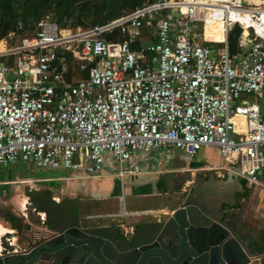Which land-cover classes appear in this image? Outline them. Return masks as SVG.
Returning <instances> with one entry per match:
<instances>
[{
  "label": "built area",
  "instance_id": "1",
  "mask_svg": "<svg viewBox=\"0 0 264 264\" xmlns=\"http://www.w3.org/2000/svg\"><path fill=\"white\" fill-rule=\"evenodd\" d=\"M260 1L143 0L128 13L77 31L49 15L19 20L0 41V166L21 161L39 171L83 175L114 170L124 178L173 171L177 166L170 163L182 154L198 170L259 183ZM208 17L221 20L222 41L206 37ZM237 26L233 51L228 38ZM214 147L218 163L208 157ZM38 213L46 226L47 213Z\"/></svg>",
  "mask_w": 264,
  "mask_h": 264
},
{
  "label": "water",
  "instance_id": "2",
  "mask_svg": "<svg viewBox=\"0 0 264 264\" xmlns=\"http://www.w3.org/2000/svg\"><path fill=\"white\" fill-rule=\"evenodd\" d=\"M169 172L162 180L174 175ZM194 182L168 217L123 232L119 225L84 221L77 197L59 201L50 188L36 190L33 201L47 213V228L36 237L24 233L32 229L22 228L21 248L0 254V264H264V234L249 251L224 218V207L234 206L237 193L246 191L243 180L231 172L221 178L195 172Z\"/></svg>",
  "mask_w": 264,
  "mask_h": 264
},
{
  "label": "crops",
  "instance_id": "3",
  "mask_svg": "<svg viewBox=\"0 0 264 264\" xmlns=\"http://www.w3.org/2000/svg\"><path fill=\"white\" fill-rule=\"evenodd\" d=\"M18 163L19 162H17L12 167L0 166V179H3L7 184L17 182L12 181L13 178H16L14 172L17 168H19L20 166H23L22 168H24L25 165L27 169L32 168L27 163ZM213 163H218V161H213ZM171 164L172 163H170L171 167H177L173 168V171L168 170V172L170 171L169 173L188 170L190 167L193 170L192 174L202 171L201 169H195L197 164H191L193 167L189 164L187 165V167H180L178 163L172 165ZM7 168H9L10 171ZM11 170H13L12 174ZM23 172L24 173L21 175V178H19L20 180L18 179V182L24 181L21 179H25V182H27L28 179L35 178V176L27 174L24 170ZM166 173L167 172H164L163 170L160 171L159 169H154L150 171H144L139 174L130 173L124 178H121L116 173V171L105 170L99 175H83L81 172L70 174L66 172L63 176H40L43 183L47 182L51 187L55 186L61 189V195H66L67 192H70L72 197H77L78 212L80 213L84 221L100 225H119L120 227L122 226L121 231L123 232L126 230L133 231V229H135V226L140 223L154 222L160 220V218H166L172 213L174 209L180 206V203L183 201V199L182 201H179L180 194H183L182 191L187 190V187L190 185L187 184L182 189L178 187L173 189L171 179L174 175L171 178L162 180L163 175H165ZM192 178L194 179V175ZM3 180L0 181L1 184H4L2 182ZM60 180H66L64 186L61 185ZM190 182L194 184V182ZM1 187L4 188V186ZM245 188L247 190V192L245 191L246 194L245 192L237 193L238 200L237 203L234 204V206L231 207L226 205L224 207L226 213L225 221L228 222L236 232L240 233L243 236L247 249L249 251H254L256 244H261L260 237L264 234V172L259 183L252 186L246 185ZM145 194L146 196L143 197L154 198L153 196H157V200L154 199L151 201L153 206L136 208V205H138L139 201L138 195ZM125 196L129 197V204L133 207V209H126V213L114 212L112 209H110L117 201H125ZM63 197L60 198V195H57V197L54 196V198L59 201L64 199ZM98 200H101L103 202L105 207L104 209H106V211L103 213H95L94 211H92L96 206V201ZM105 201H107V203H105ZM19 203V199H16L14 204L17 208L18 206H21ZM21 203L23 204L24 202L22 201ZM121 213L127 215L128 217H121ZM25 215L27 216V213H25ZM91 215L104 216L100 219H94V217ZM89 216L91 217L90 219ZM25 222L28 223L27 227L32 229V232L24 231L27 236L36 237L40 234L39 232L41 231V229L47 228L46 226L35 222L34 220L31 221L28 216L27 219H25ZM0 227L5 230L0 234V239L5 237L7 233L14 230L13 224H11L8 220H5V223L0 222ZM15 227H17V229H20L19 231H21V228H18V225ZM22 227L27 228L26 226ZM19 231L17 235L12 238L15 239V241L12 242V245L10 246L9 244H4V242L0 240V250L2 255H4V253L12 251L13 249L19 250L21 248V245H19V241L23 238H21ZM25 242L27 243V241Z\"/></svg>",
  "mask_w": 264,
  "mask_h": 264
},
{
  "label": "rangeland",
  "instance_id": "4",
  "mask_svg": "<svg viewBox=\"0 0 264 264\" xmlns=\"http://www.w3.org/2000/svg\"><path fill=\"white\" fill-rule=\"evenodd\" d=\"M41 0H15L12 3V7L8 10H6L7 7L0 5V41H2L11 31L16 19L18 18H30L37 16H51L53 17L58 24L62 28L70 29L72 31H77L79 28H87L95 24H102L106 23L110 20H112L115 17H118L120 15H123L125 13H128L132 11L136 5V0H47L48 2L42 6L35 8V5H38ZM35 8L36 11H33L31 8ZM10 23V29L6 33H4V24ZM216 27L220 28L221 25H219V22L217 21L215 23ZM197 30L202 29V22H198L195 26ZM220 30V29H219ZM222 32L219 35H216L215 37H221ZM218 41H221V39H218ZM12 43H15L14 41ZM77 65L75 64V67ZM73 77L75 79L80 77V74L78 70L74 73ZM204 155V154H203ZM178 158L174 159V162L179 163L180 167H187L189 164L184 158L182 157V154L177 156ZM208 157L213 161H219L220 158L217 154V148H213L211 154L208 155ZM196 163V161H194ZM23 163V162H19ZM18 163V164H19ZM195 163H190L195 164ZM192 166V165H191ZM23 166H20L17 168L14 172V175H16V178H13L12 181H17L14 183H6L3 180L2 182L4 184L0 183V222L5 223V220L9 221L11 224H13V231L9 232L5 235V237L1 238L4 242V244H9L11 242H14L15 239H12L14 236L17 235L18 228H20V225L22 226H28V223L25 222V219H27V216L31 221L39 222L41 221L39 218H37L33 212L32 206L27 203V201L31 202L32 199L29 196V190L32 186H34L35 189H45L50 188L53 192V196L60 195V198L65 199L67 196L72 197L70 192H67L66 195L62 194V190L57 187H51L49 184L43 183L40 175H50V176H63V172H58L57 170H49V171H38L35 170V168H26V165L24 168ZM193 167V166H192ZM1 169V168H0ZM4 169V168H2ZM9 171L10 169L7 168ZM197 169V168H196ZM23 170L31 175L35 176V178L28 179L27 182H25V179L23 182H18V179L21 178V175L24 173ZM193 170L191 167L188 170L179 171L173 173L174 176L172 177V185L174 188H183L187 184L190 185L187 187V190L192 188L194 179L192 178L194 174H192ZM195 172V171H194ZM13 173V170H11V174ZM39 175V176H38ZM1 178V177H0ZM20 180V179H19ZM61 185L64 186L66 183V180H60ZM189 181V182H188ZM190 183V184H189ZM7 184V185H5ZM192 184V185H191ZM1 186H4L1 187ZM3 188V189H1ZM187 190H183V194H180L179 201H182V197L184 193L187 192ZM145 195H138V205H136V208H142V207H148L153 206L151 201L157 200V196H153L154 198L150 197H143ZM16 199H19L20 205L18 208L14 204ZM24 202L23 204L21 202ZM96 206L93 208L92 211L95 213H103L106 211L104 209V204L101 200L96 201ZM107 203V201H105ZM246 203V202H245ZM26 207H29L28 209ZM102 207V208H101ZM99 208V209H98ZM101 208V209H100ZM107 208V207H106ZM112 209L114 212H123L124 210H131L133 207L129 204V197L125 196V201L116 202L113 204ZM25 213H28L27 216ZM121 217H128L127 215H124L121 213ZM7 223V222H6ZM122 224V223H121ZM7 226V225H6ZM9 227V226H8ZM28 228V227H27ZM12 229V228H11ZM8 230V228H7ZM20 234V231H19ZM8 237V238H6ZM12 247V246H11Z\"/></svg>",
  "mask_w": 264,
  "mask_h": 264
},
{
  "label": "trees",
  "instance_id": "5",
  "mask_svg": "<svg viewBox=\"0 0 264 264\" xmlns=\"http://www.w3.org/2000/svg\"><path fill=\"white\" fill-rule=\"evenodd\" d=\"M14 1H15V0H0V5H1V6H5V7H7L6 10H8V9H10V8L12 7V3H13ZM47 2H48L47 0H41V1L39 2L38 5H35V8H37V7H42V6H44ZM142 2H143V0H136V3H135L136 7H137L138 5H140ZM136 7H135V8H136ZM35 8H33V6H32L31 9H32L33 11H36ZM46 16H47V15H46ZM46 16H37V17H33L32 19H30V18H28V17H26V18H23V17L18 18V19H16V21H14V23H12L13 25H11V27H12L11 30H13V29L15 28V26H16V24L18 23L19 20H21V21H23V22H25V23H28L29 21L38 20V19L43 18V17H46ZM118 17H119V16H118ZM115 18H116V17H115ZM113 19H114V18H113ZM98 24H100V23H98ZM102 24H103V23H102ZM95 25H96V24H95ZM8 29H10V23H9V25H8V23L5 22V24H4V33H6V32L8 31ZM240 34H241V28L238 27V26L235 27V28L230 32V34H229V38H228V39H229V45H230V47H231V49H232L233 51L237 50V48H238V39H239ZM121 38H122V36H121ZM243 183H244V185H245V187H246V181H245V180H243ZM246 192H247V190H246ZM246 192H245V194H246Z\"/></svg>",
  "mask_w": 264,
  "mask_h": 264
},
{
  "label": "bare ground",
  "instance_id": "6",
  "mask_svg": "<svg viewBox=\"0 0 264 264\" xmlns=\"http://www.w3.org/2000/svg\"><path fill=\"white\" fill-rule=\"evenodd\" d=\"M201 3L203 4H209V3H215L218 2L220 0H199ZM251 4H260L261 1L260 0H249ZM219 22V25H221L220 28L216 27L215 23ZM220 29V30H219ZM222 38L219 37H215L216 35H219L220 33ZM205 34L206 37L208 39H213L218 41V39H221V41L224 39V32H223V24L221 22V20L219 18H212V17H208V21L206 23V27H205ZM5 230L3 228L0 227V234L3 233Z\"/></svg>",
  "mask_w": 264,
  "mask_h": 264
},
{
  "label": "flooded vegetation",
  "instance_id": "7",
  "mask_svg": "<svg viewBox=\"0 0 264 264\" xmlns=\"http://www.w3.org/2000/svg\"><path fill=\"white\" fill-rule=\"evenodd\" d=\"M198 170V169H197ZM206 172V173H205ZM201 176H205V177H208V175H209V171H199L198 172ZM217 177H218V175H216ZM218 178H221V177H218ZM195 183V182H194ZM50 186V185H49ZM193 186V185H192ZM45 189H47V188H45ZM29 190V189H28ZM36 190H38V189H35L34 188V186H32V188L28 191L29 192V196H30V198L32 199V201L31 202H29L28 201V203H29V205H33L32 206V209H33V212H34V214H35V216L37 217V218H39V213H38V211H39V207L35 204V202L33 201V198H34V194H33V192L34 191H36ZM40 190H43V189H40ZM40 190H38V191H40ZM191 191V189H189V190H187V192L186 193H184V195H183V199L185 198V196H186V194H188L189 192ZM52 195H53V192H52ZM53 198H54V196H53ZM54 199H56V198H54ZM27 209L29 208V207H26ZM28 214V213H27ZM226 217V213H225V215H224V218ZM38 222V221H37ZM38 223H40V221L38 222ZM21 227V229L23 228L22 227V225H20Z\"/></svg>",
  "mask_w": 264,
  "mask_h": 264
}]
</instances>
